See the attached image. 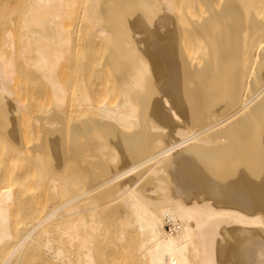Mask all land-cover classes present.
Returning a JSON list of instances; mask_svg holds the SVG:
<instances>
[{"label": "bare ground", "instance_id": "obj_1", "mask_svg": "<svg viewBox=\"0 0 264 264\" xmlns=\"http://www.w3.org/2000/svg\"><path fill=\"white\" fill-rule=\"evenodd\" d=\"M30 1L20 37L54 106L32 146L0 121V264H264V0H124L127 35L89 0L79 19L119 39L94 56L105 69L92 60L110 79L89 65L74 86L56 71L75 0ZM13 55L0 59L1 119L25 108Z\"/></svg>", "mask_w": 264, "mask_h": 264}, {"label": "rangeland", "instance_id": "obj_2", "mask_svg": "<svg viewBox=\"0 0 264 264\" xmlns=\"http://www.w3.org/2000/svg\"><path fill=\"white\" fill-rule=\"evenodd\" d=\"M23 1V2H22ZM29 1V2H28ZM87 1H89V0H75V4L74 3H72V4H74L73 5V8H71L72 6H71V4H70V8H68V10H69V15L67 14L64 18H63V20H64V22H62L61 24H63V25H65L67 28H68V30H70V33H71V31H72V28H73V34L72 35H74L77 31V33H76V37H74V38H72V39H75V40H70L69 41V43L70 44H72V42H73V44L72 45H74L73 47H72V45H68V47H69V49L68 50H70L71 52H67V56H66V58H64V59H62V62H67L68 63V65H64V67L62 66V67H60V68H58L59 70H57L56 72V74L58 75V77L60 78V79H62V80H64V81H66V83L67 84H69V82L73 85H75V82H76V80H77V83L76 84H79L80 82V79H82V78H84V74L85 73H88V72H90L91 70H93V66H94V69L95 68H100L98 65H100L98 62H100L99 60L103 57L102 55H106V53L107 52H110V50L112 49L113 50V48H114V46L112 47L111 45H114L115 44V41H113V40H115V39H113V37L114 38H117V37H115L113 34H112V31H108V33L110 32L111 33V35H113L112 36V42H114V44H111V43H109L110 41H111V35H110V33H109V35L110 36H107L108 35V33H107V31H106V33L104 32L103 34H97L96 33V27L94 28H92L91 26H89L90 24H86V23H88V21H84L83 20V22H82V19H79L80 18V13H82L80 10L82 9H84L82 6H84V7H86L87 6ZM101 0H98V2L99 3H101V4H103V5H101L102 7H104V5L106 6V9H107V6L109 7V5H110V7H111V4L112 3H114V2H118V4L119 5H117V4H115L114 3V5H113V7H109V9H111L110 11H112V8L114 9L113 11H114V13H116V15L117 16H115L114 15V13H113V15H112V12H111V14H109L110 13V11H109V13H107V14H105V15H103V13H105L104 11L106 10V9H104V11H103V13H102V15L104 16V18H102V17H100V18H102V20L104 19H106V20H108V22H110L109 20H111V23L110 24H112V21H116V20H118V19H121V20H118V21H116L117 23H118V25L117 24H115V25H117V28L119 27V28H121L122 27V24L123 25H125V26H123L122 27V29H120V30H122V31H124V34L123 35H127L128 33H127V9L126 8H123L124 6H123V2H124V0H110V3H106L108 0H102V2H100ZM113 1V2H112ZM171 3L170 4H174V2L173 1H171V0H169ZM175 1V0H174ZM13 2H14V4H13ZM31 1L30 0H0V36L1 35H3V37L1 36L0 38L2 39H0V43L4 40V45L1 43L0 44V59H1V57H3V56H6V57H9V55L11 54L12 55V53L14 54L13 55V66H14V68L13 69H15L14 71H15V76H13V79L12 80H14L13 81V84L10 86L12 89H11V91L13 90L14 92H12L13 93V95L11 94V96L12 97H14V99H19V101L21 102L20 104L21 105H23V107L25 106V108H24V110L22 109V110H20L18 113H16L17 112V110H15V111H13V114H11V112H10V114L12 115H8L7 116V114L8 113H6L4 116L6 117H4V119H1L0 118V121H2V122H5V121H9V123L11 122V125H12V123L14 122V121H16V122H14V123H16L15 125H17L18 126V130H21V132H22V134H24L25 132V134H24V136L26 137H24V136H22V134H21V136H22V138H23V140H25L24 142H26L27 143V145H29V146H32L31 144H33L36 140V138H35V135L34 134H32V132L30 131V130H39L40 128H47V127H42V126H44V125H42V123H44V121L47 119V117L46 116H50V113L49 112H51L52 111V106H54V104H53V102H52V100L51 99H49V95L47 94V90H48V87H46V85L44 84V80L42 79V73H41V71L40 72H38L39 71V69L38 70H36V68L34 67V66H32V58L34 57V55H35V53H34V51H32V50H28V49H25V51H24V48H26L25 47V44L24 45H22L24 42L22 41L23 39H21L22 37H23V35L25 34V29H23V22H22V19L24 20V22H26L25 21V19L23 18V16H26L25 15V12L24 11H26L27 12V7H28V4L30 3ZM90 2V1H89ZM109 2V1H108ZM112 2V3H111ZM13 4V5H12ZM25 4V5H24ZM107 4H109V5H107ZM122 4V5H121ZM8 5V6H7ZM10 5V6H9ZM86 5V6H85ZM100 6V5H99ZM116 6V7H115ZM119 6V7H118ZM80 7V8H79ZM82 7V8H81ZM98 7V6H97ZM101 7V8H102ZM172 7H173V5H172ZM99 8V7H98ZM115 8H117L118 9V11H117V9H115ZM27 9V10H26ZM80 9V10H79ZM120 9H122V10H120ZM23 10V11H22ZM76 10V11H75ZM71 11V12H70ZM80 13H79V12ZM108 11V10H107ZM118 12V14H117V12ZM172 11V10H171ZM174 11H175V8H174ZM174 11H172V13L174 12ZM76 12H78V13H76ZM124 12V13H123ZM70 13H72V15L70 14ZM24 14V15H23ZM174 14V13H173ZM102 15H98V16H102ZM106 15H108V16H106ZM110 15H112L113 17L115 16L117 19H114L113 20V18L110 16ZM122 17H120V16ZM68 16V17H67ZM109 17V18H108ZM112 18V19H111ZM21 20V21H20ZM63 20H61V21H63ZM102 20L100 19V21L102 22ZM103 20V21H104ZM105 20V22H107ZM79 21V22H78ZM121 21H123V22H121ZM78 22V23H77ZM81 22L83 23V25L81 24ZM114 22H113V24H114ZM125 22V23H124ZM85 23V24H84ZM89 23H90V21H89ZM91 23L93 24V22L91 21ZM99 23V22H98ZM119 23H121V26L119 25ZM15 24V25H14ZM24 24H26V23H24ZM80 24V25H79ZM95 24H97L96 22H95ZM102 24H104V22L102 23ZM102 24H101V26H102ZM109 24V23H108ZM108 24L106 23V27H109L108 26ZM21 25V26H20ZM88 26V27H85V26ZM94 25V24H93ZM114 25V26H115ZM17 26V27H16ZM25 26V25H24ZM77 26V27H76ZM104 26V25H103ZM11 27V28H10ZM22 27V28H21ZM65 27V28H66ZM81 27V28H80ZM110 27H112L111 29H115V28H113V26L111 25ZM16 28V29H15ZM64 28V26H63V31H65V30H67V28L65 29ZM77 28H79V29H77ZM92 28V29H91ZM124 28V29H123ZM126 28V29H125ZM143 28V26H140L139 28H137V31L139 30V31H141V29ZM61 29V28H60ZM85 29V30H84ZM22 30H23V32H22ZM74 30H76V31H74ZM110 30V29H109ZM115 30H117V29H115ZM8 33H10V41H11V43L13 44L14 43V46L12 45V47H14L13 49L12 48H10V46L9 45H7V42H6V34H7V32ZM19 31V32H18ZM117 31H119V30H117ZM120 32V33H123V32ZM138 31V32H139ZM3 32H4V34H3ZM13 32V33H12ZM21 32L23 33V35H22V37H20L21 36ZM114 32V31H113ZM116 32V31H115ZM126 32V33H125ZM67 33H69V31L67 32V31H65V33H62V29H61V35L62 36H64V37H62L63 39H68V38H70V37H72V35L69 33V34H67ZM96 33V34H95ZM17 34V35H16ZM106 35V37H105V35ZM139 34H141V35H136L135 36V40L137 39H139V40H142L143 38H144V35L142 34V33H140L139 32ZM16 35V36H15ZM66 35V36H65ZM69 35H70V37H69ZM98 35V36H97ZM143 35V36H142ZM18 36V37H17ZM86 36V37H85ZM13 39H12V38ZM15 37V38H14ZM85 37V38H84ZM104 37V38H103ZM4 38V39H3ZM88 38V39H87ZM107 38H108V40H107ZM13 40V42H12V40ZM21 39V40H20ZM71 39V38H70ZM90 39H92V40H90ZM94 39V40H93ZM103 39H105V40H103ZM117 39H119V38H117ZM116 39V40H117ZM78 40V41H77ZM107 40V41H106ZM18 41H22L21 43L20 42H18ZM77 41V42H76ZM92 41H93V43H92ZM17 42V43H16ZM82 42V43H81ZM106 42H108V44H105ZM117 43H118V41H116ZM5 43H6V45L8 46V48H7V46L5 45ZM16 43V44H15ZM83 43H85L84 44V46H82L83 45ZM129 44H130V42H128ZM77 44V45H76ZM82 44V45H81ZM101 44V45H100ZM77 47H76V46ZM79 45H81V46H79ZM97 45V46H96ZM5 46V47H4ZM18 46V47H17ZM23 46V47H22ZM71 46V47H70ZM88 46V47H87ZM102 46V47H101ZM109 46H111V48L109 47ZM132 46H134L133 45V43H132ZM136 46V45H135ZM141 46L142 45H137V47L139 48H141ZM78 47H79V49L80 50H78ZM129 47H131V44L129 45ZM136 47V48H137ZM21 49H23V50H21ZM110 49V50H109ZM13 52H12V51ZM76 50V51H75ZM89 50H90V52H89ZM91 50H93L92 52H93V54H92V52H91ZM97 50H98V52H97ZM111 50V51H112ZM23 51V52H22ZM67 51V50H66ZM72 51H73V53H72ZM76 53H75V52ZM106 52V53H104V52ZM12 52V53H11ZM22 52V53H21ZM89 54H87V53ZM24 54V55H22L21 56V54ZM30 53V54H29ZM84 55L83 57L81 56V55ZM93 56H92V55ZM97 54H99L100 56H98ZM108 54V53H107ZM72 55V56H71ZM95 55H97V57L99 58V57H101L100 59H97L96 58V60H98V61H94V56ZM70 56V57H69ZM85 56H86V58L89 60V62H91L90 64L88 63H85L86 61L85 60H87L86 58H85ZM88 56V57H87ZM89 56H90V58H89ZM92 56V57H91ZM12 57V56H11ZM26 57V58H25ZM67 57H68V59H67ZM76 57V58H75ZM78 57V58H77ZM82 57V58H81ZM96 57V56H95ZM4 58V57H3ZM84 58V59H83ZM92 58V59H91ZM104 58V57H103ZM103 58H102V60H103ZM28 59H30L29 61H28ZM79 59V60H78ZM2 60V59H1ZM28 61V62H26V61ZM69 60V61H68ZM78 60V61H77ZM84 60V62H83V64H86V65H88L87 67H86V65H84V66H82L81 64H80V61H83ZM94 61V63L95 64H97L98 63V65H93L92 66V64H93V61ZM106 60V59H105ZM30 61H31V63H30ZM69 62H71V63H69ZM88 62V61H87ZM97 62V63H96ZM104 62V61H103ZM28 63H29V66H28ZM100 63H102V62H100ZM105 63V66H106V68L108 67V69H109V66H108V64H106V62H104ZM103 63V64H104ZM62 64H64V63H62ZM71 64H72V66H71ZM73 64H74V66H73ZM80 64V68H81V66L84 68V72H83V69H80V68H78V65ZM89 65H90V68H92L91 70H90V68H89ZM102 65V64H101ZM100 65V66H101ZM12 66V67H13ZM20 66V67H19ZM68 66V67H67ZM92 66V67H91ZM96 66V67H95ZM74 67V68H73ZM102 67V66H101ZM68 70H67V69ZM79 70H78V69ZM102 68H104L105 69V67L103 66ZM102 68H100V72L102 73V71H104V69H102ZM71 69V70H70ZM72 69H73V71H72ZM74 69H77V71H80V70H82L81 72H83L82 74H81V72H79L80 74V78H78V72L77 71H75ZM88 70V72L86 71V70ZM98 69H95L96 71L98 70ZM64 70L65 71H67V73L66 72H64ZM102 70V71H101ZM60 71V72H59ZM86 71V72H85ZM99 71V70H98ZM97 71V72H98ZM107 72H104V73H102V76H103V74H104V80H106V78H107V80H109L110 79V76H106L105 77V75H107L108 74V70H106ZM25 72V73H24ZM59 72V73H58ZM71 72V73H70ZM76 72V73H75ZM93 71H91L89 74H91ZM32 73V74H31ZM61 73V74H60ZM63 73L65 74V75H63ZM94 73V72H93ZM107 73V74H106ZM24 74V75H23ZM73 74V75H72ZM74 74H76L75 76L77 77H73L74 76ZM89 74H85V76L87 75H89ZM25 75H26V77H25ZM63 75V76H62ZM68 75V76H67ZM81 75H83V77L81 78ZM72 76V77H71ZM86 76V77H87ZM92 76V75H91ZM16 77V78H15ZM40 77V78H39ZM61 77H63V78H61ZM67 77L69 78L68 80H66L67 79ZM112 77V76H111ZM15 78V79H14ZM73 78H75V80H72ZM90 78H93V76L92 77H90ZM89 78V79H90ZM78 79H79V81H78ZM112 79H113V77H112ZM21 80V81H20ZM23 80V81H22ZM40 80H41V82H40ZM106 80V81H107ZM63 81V82H64ZM75 81V82H74ZM105 81V82H106ZM112 80H110V82H111ZM17 82V83H16ZM43 82V83H42ZM73 82V83H72ZM42 83V84H41ZM66 84V85H67ZM39 85H41V86H39ZM70 85V84H69ZM73 85V86H74ZM45 88H44V87ZM71 86V85H70ZM69 86V87H70ZM39 87H42V88H39ZM47 89V90H46ZM77 90L78 89H76V91H75V88H74V90L73 91H71L72 93L75 91V93H77ZM70 92V93H71ZM45 93L48 95V97H45L46 95H45ZM75 93H73V94H75ZM67 94H69V93H67ZM17 96V97H16ZM19 96H20V98H19ZM68 96V95H67ZM70 96V95H69ZM68 96V97H69ZM110 96H112L111 97V99L112 98H114V94L112 93ZM109 96V97H110ZM12 97H11V99L10 100H12ZM47 98H48V100H47ZM13 99V100H14ZM49 101V102H48ZM51 101V102H50ZM27 104V105H26ZM50 104V105H49ZM30 105V106H29ZM22 107V108H23ZM65 109V110H64ZM64 111H63V113L62 112H58L59 114H62V116H63V114H64V116H65V113L67 112L66 110H68V111H70L71 109L70 108H68V107H64ZM47 111V112H46ZM66 111V112H65ZM72 111H74L73 109L70 111V112H72ZM16 114H15V113ZM69 113V112H68ZM67 113V114H68ZM74 113H75V111H74ZM15 114V115H14ZM66 114V117H64V121L69 125V123H72V122H74L73 120H75L74 119V117L76 116V115H78L77 114V111H76V115L75 116H73V113L71 114V117L69 116V115H67ZM44 115H45V117H46V119L44 118ZM69 116V118L68 119H66L67 117ZM2 118H3V116H1ZM41 117H43V118H41ZM77 117V116H76ZM75 117V118H76ZM41 118V121L39 122V124H38V122H37V119H40ZM7 119V120H6ZM13 120V122H12V120ZM15 119V120H14ZM43 119H45L44 121H43ZM70 121V122H69ZM69 122V123H68ZM18 123V124H17ZM41 123V124H40ZM45 124H47L46 123V121H45ZM25 125V126H24ZM35 125H37L36 126V128H35ZM38 125H42V126H39L40 128H38ZM47 125H49V124H47ZM47 125H45V126H47ZM50 127V125L48 126V128ZM28 131V132H27ZM32 134V135H31ZM28 136V137H27ZM25 138V139H24ZM30 139V140H29ZM28 143H31V144H28ZM9 158H11L12 159V157H9ZM8 159V158H7ZM10 160V159H9ZM6 162H9V161H6ZM40 186H42V185H40ZM35 188H36V186H34ZM33 187V189L34 190H30V194H32L31 196H32V198H34L36 195H38V198L39 197H41L42 195H41V193H43V192H41V191H43V190H41L40 191V189H43V187L42 188H40L39 187V185L37 186V188L35 189ZM39 187V188H38ZM30 194L28 193V196H29V198L31 197L30 196ZM35 194V195H34ZM41 195V196H40ZM34 196V197H33ZM37 197V196H36ZM28 198V197H27ZM28 198V199H29ZM54 199V198H53ZM53 199H50L49 198V202H51L52 203V200ZM56 199H58L57 197H56ZM45 200H47V199H45ZM56 200H53V202H55ZM43 202V201H42ZM45 202H43V203H41V205L46 209V204H44ZM47 203H48V201H47ZM50 203V204H51ZM45 206H44V205ZM50 204H48V206L50 205ZM38 205V204H37ZM47 206V207H48ZM37 207V206H36ZM36 207H34V208H32V209H36ZM39 207V206H38ZM42 207V208H43ZM41 207L40 208H37V210H39L40 209V211H41V209H42ZM43 208V211L45 210ZM30 210V209H29ZM35 211V210H34ZM36 258V257H35ZM34 257H33V261H34V263H36L35 261H36V259H35ZM35 259V260H34ZM32 260V257H30V263L32 262L31 261ZM33 263V262H32Z\"/></svg>", "mask_w": 264, "mask_h": 264}]
</instances>
